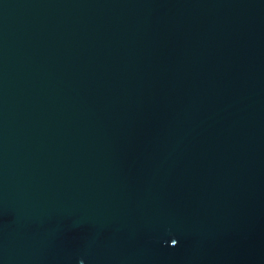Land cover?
I'll list each match as a JSON object with an SVG mask.
<instances>
[{"label":"water","instance_id":"water-1","mask_svg":"<svg viewBox=\"0 0 264 264\" xmlns=\"http://www.w3.org/2000/svg\"><path fill=\"white\" fill-rule=\"evenodd\" d=\"M0 264H264V0H0Z\"/></svg>","mask_w":264,"mask_h":264},{"label":"snow or ice","instance_id":"snow-or-ice-1","mask_svg":"<svg viewBox=\"0 0 264 264\" xmlns=\"http://www.w3.org/2000/svg\"><path fill=\"white\" fill-rule=\"evenodd\" d=\"M172 241H173L174 244L177 243V241L175 239H173Z\"/></svg>","mask_w":264,"mask_h":264}]
</instances>
